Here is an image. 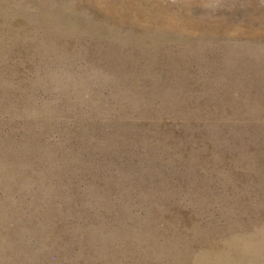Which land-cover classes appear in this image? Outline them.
Segmentation results:
<instances>
[{"label": "rangeland", "instance_id": "rangeland-1", "mask_svg": "<svg viewBox=\"0 0 264 264\" xmlns=\"http://www.w3.org/2000/svg\"><path fill=\"white\" fill-rule=\"evenodd\" d=\"M0 264H264V0H0Z\"/></svg>", "mask_w": 264, "mask_h": 264}]
</instances>
